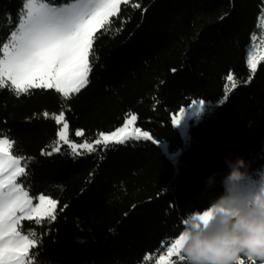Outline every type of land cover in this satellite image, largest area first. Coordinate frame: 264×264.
<instances>
[{"label": "trees", "instance_id": "16d2710c", "mask_svg": "<svg viewBox=\"0 0 264 264\" xmlns=\"http://www.w3.org/2000/svg\"><path fill=\"white\" fill-rule=\"evenodd\" d=\"M132 2L140 8L122 4L113 31L96 34L90 83L67 101L65 119L69 138L79 142L119 127L131 112L158 144L112 145L103 160L96 153L73 158L66 145L42 156L59 127L43 113L59 114L60 95L32 89L16 96L0 89V131L16 142L14 155L34 158L19 181L31 197L47 194L59 202L50 225L21 223L25 234L34 229L42 235L31 250L38 253L36 264H142L146 254H157L162 242L178 236L182 219L207 210L224 192L226 158L242 157L249 179L264 173V61L252 82L242 83L264 0ZM21 7L22 0H0V44ZM121 18L127 22L116 34ZM229 70L241 83L220 104ZM196 101L212 108L189 123L183 140L171 116ZM76 129L85 137H75Z\"/></svg>", "mask_w": 264, "mask_h": 264}, {"label": "snow or ice", "instance_id": "6c2138e0", "mask_svg": "<svg viewBox=\"0 0 264 264\" xmlns=\"http://www.w3.org/2000/svg\"><path fill=\"white\" fill-rule=\"evenodd\" d=\"M122 4L140 8V4L132 0H63L60 4H56L55 0H22L18 22L8 38L0 44V89L7 88L16 96L28 94L32 89H51L60 95L62 104L59 114L43 113L45 118L54 120L59 127L58 139L41 150L42 156L60 152L61 143L70 149V153L65 154H71L73 158L96 153L101 160L104 159L103 153L112 145L141 140L159 143L149 131H142L136 126L138 117L131 112L113 130L100 131L93 138H87L83 129H76L74 136L85 139L76 142L69 138V123L65 119V111L70 110L67 101L90 83L89 76L98 59L94 51L96 34L100 30H103L102 34L113 31L112 18L119 17ZM8 21L11 23L10 15ZM126 22L121 18L120 28L114 29L116 34L122 31ZM259 22V26L264 28V9L261 10ZM252 39H257L255 33ZM261 61H264V36L246 56L248 76L242 81L243 85L252 82ZM225 81L220 104L227 102L229 95L241 83L231 70ZM183 115L184 109L172 115L171 122L178 125ZM15 143L8 133L0 131V264H36L38 253L31 250L42 243V235H38L34 229H29L25 234L21 222L31 220L37 226L42 227L45 222L50 225L57 218L59 202L47 194L33 198L23 186L24 181L18 182V177L28 175L25 170L34 158L14 155L12 149ZM91 182L90 175L88 183ZM33 199L38 202L33 203ZM67 207V204L60 207V212ZM209 214L205 210L193 219L204 220ZM182 225L183 229L177 237L162 242L157 254H146L142 264H185L181 252L182 241L186 237L185 218ZM238 264L255 262L242 257Z\"/></svg>", "mask_w": 264, "mask_h": 264}, {"label": "clouds", "instance_id": "9594fccd", "mask_svg": "<svg viewBox=\"0 0 264 264\" xmlns=\"http://www.w3.org/2000/svg\"><path fill=\"white\" fill-rule=\"evenodd\" d=\"M225 162L230 171L222 179L224 192L212 200L210 214L204 220L193 219L200 212L185 218V264H238L242 257L264 264V192L239 195L247 164L242 157Z\"/></svg>", "mask_w": 264, "mask_h": 264}, {"label": "rangeland", "instance_id": "374dc122", "mask_svg": "<svg viewBox=\"0 0 264 264\" xmlns=\"http://www.w3.org/2000/svg\"><path fill=\"white\" fill-rule=\"evenodd\" d=\"M258 29H259V36L258 37L256 36L257 37L256 40H253V42H254L253 47H257L259 45L261 37L264 36V28H261L259 26ZM248 54H249V50L247 51V55ZM211 108H212L211 103H208L206 101H203V103H200L198 101V102H195V103L191 104L188 107L183 108L184 109V115H183V117L181 119V122L178 125H174L172 123L173 126L177 129V131L181 135L183 140L186 139L187 129H188L189 123L190 122H195L196 123L199 120V118L206 111H209ZM183 109H181V110H183ZM57 139H58V137H57ZM79 142H81V141H79ZM62 146H65V145L61 143L60 144V148ZM161 148H162V150L164 152H166V148H165L164 145H161ZM69 151H70V149H69ZM19 178L20 177H18V182H19ZM261 192H264V173L259 175V177L255 178V179H249V178L246 179L245 181H243L241 183L240 188L238 189V194L241 195L244 198L253 197L254 195H256L258 193H261ZM37 202L38 201L33 199V203H37ZM23 221H28V220H23Z\"/></svg>", "mask_w": 264, "mask_h": 264}]
</instances>
